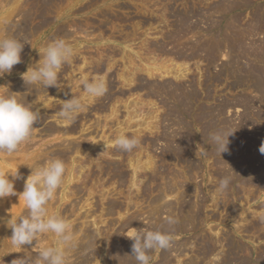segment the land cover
<instances>
[{
	"label": "bare ground",
	"instance_id": "1",
	"mask_svg": "<svg viewBox=\"0 0 264 264\" xmlns=\"http://www.w3.org/2000/svg\"><path fill=\"white\" fill-rule=\"evenodd\" d=\"M1 1L5 4H11L12 7L10 5V10L7 12L2 11L4 14L6 12V14L0 19V27H2L4 21L6 22L16 14L15 12L17 11L20 0ZM49 4V0H33L30 11L27 10L28 12L22 11L19 13L21 20L14 27V32L12 31L10 37H15L26 43L27 38L23 37L22 34L32 30L33 26H31V20L38 19L41 25H47V23H44L46 20L44 19L43 10L47 9L46 7ZM163 8H165V12H163L164 15L162 18L165 22H168L169 17L174 18V24L170 25L173 30L164 35L161 40H153L152 42L145 43L149 52L154 53V55L159 58L161 57L159 60L161 63L158 62L160 63L158 64L156 60L152 62L154 59L149 58L151 62L148 64L145 63L146 59L143 62V58L145 57L141 59L137 52L132 51L129 53L126 49L121 51V53L118 51L120 53L121 64L123 63L121 72H116L115 76L106 73L101 78L104 80L107 89L102 97L107 102H111L115 98L114 102L112 101L111 104L108 103L110 105L107 109L109 115H105L103 119L106 118L107 121L109 118H111V120L109 119L110 121L116 119L119 127H115H118L120 130L119 132L117 131V134L111 133L113 130H109L110 134L107 135L105 132L107 124H100L99 119L97 126L100 129L102 128L101 137V133H98L99 139L103 138V141L101 140L103 142L102 145L105 146V143L112 144L116 135L125 133V130L132 129L137 125L134 119L140 117V114L138 115L137 113L138 111L136 112L140 104L143 105H141L142 107H144V105L148 107L151 106L150 104H154L153 98L162 97V102L165 101L164 107L166 108H164L163 117L160 115L162 117V122L164 121L165 123V121L173 120L176 126H178V130L170 134L168 132L169 128L166 125H154L155 111L152 107L151 113H147V118L145 117V119H149L148 122L141 125H145V127L143 126V130L153 132L154 130L152 128H155L159 131V136L157 137L158 142L164 141L166 144L163 157L165 159H173V161H175L174 166L176 165L175 167L180 168H176L177 170L172 172L162 166L157 167L153 165L154 161H152V156L149 155L151 153H148L146 159H144L146 162L143 164L142 157H140L143 152L137 157L135 154H132L135 155L133 157L131 154L129 156L127 152L113 149L111 145H109L111 149H107V156L118 155L121 157L122 161L120 160V164H115L112 161H106L103 160L104 158L102 159L100 157L97 159L100 161V163L98 162L99 166L97 165L100 173H104L103 175L113 174V176L118 178H116L117 180H120L118 182L122 181L120 184H123V186L124 183H126V185L127 183H131L128 186L131 185L130 188H133L135 194L132 195L130 192L126 197L123 196L124 199L119 200L112 198L111 201L109 200V196L106 195L107 193L102 191L99 201L100 206L96 209L94 208L97 202L95 206L93 204L94 207H90L91 202L89 203L87 198L89 199L92 196H96L97 193L93 191L96 190L93 188L95 183H91L93 185L88 187L90 181H85L84 178L82 180L83 175L82 173L79 174L85 170L84 166L81 167L82 171H76L79 172L77 174L75 172L76 167L74 168V165L71 164L72 167L66 166V174L62 188L58 190L56 197L46 206L48 214L58 215L66 220L74 216V220L79 221L74 222L73 220L70 222L76 238L77 247L68 252V264H136L135 259L130 256L134 241L127 237V234L130 233L132 235L136 233V231L146 227L143 224V213L133 209L138 207L140 202L148 203V210L146 212L147 217L150 218L148 221V230L160 229L162 231H170L172 235L192 233L189 240L176 243L167 251L156 250L150 252L151 261H156L154 264H264V252H261V255L257 253L256 259L250 258L252 257L250 249L245 245L243 246L241 241L239 242L237 240L236 236L243 229L247 234L259 233L258 236L250 234L256 236L257 239L262 240L264 238V231H258L260 227H264V214L260 217V220L254 221L253 217V219L251 218L253 221H249L247 214L237 203L238 201L240 203L241 198L245 197L244 195L246 194H249L248 197H252L255 193L256 195L260 194L257 192H264V154H261L259 151L261 144L264 143V137L258 138L259 132H264V1L206 0V3L199 7L196 5H186L182 11H176L168 5H165ZM244 12H247L246 16L243 15ZM201 22L205 23V29H202L200 25ZM7 31L6 27L0 29V39L4 37L3 34ZM58 35L63 37L66 34L63 31H58ZM197 35H203L206 38L197 39ZM189 36L196 38L191 40L188 39ZM182 40L184 41L182 42ZM27 49L26 43L21 53L22 59L27 57ZM108 54L111 55V58H116L117 55L116 50H110ZM148 55L146 57H148ZM154 55H152V57ZM220 57L226 58L221 64L220 69L215 73L212 70L217 66ZM111 58L107 62V66L110 69L112 68ZM196 60L202 61V65L205 66V72H203V70L200 69V65H198L197 70L200 75L197 78L191 74V70H189L187 65ZM74 63H76L75 65L82 63L81 66H77V71L71 69V75H73L74 72L80 74V76H77L80 78L82 77L81 82H83V80H88L87 77L92 73L96 74L94 78H98L97 76L101 74L98 65L87 63L84 58L81 59V57L73 56L70 63L71 67ZM17 68L18 64L13 67L11 73H14ZM20 69L24 70V67H20ZM69 70L70 69H68V72ZM168 77H172L173 80H169L170 78ZM58 81L59 85L62 84L61 78H58ZM65 83L68 84V80L67 82L65 81ZM117 83L122 87H128V89H119V91L115 92L114 90L118 86ZM60 87L64 86L60 85ZM11 89L18 93V100L33 107L34 110L37 111L41 107H43V109L48 107V103L50 105V101L63 92H60V90L57 91V87H49L46 89L43 86H27L25 82L13 83L11 84ZM80 89L82 91L78 92V97H84L83 87ZM73 91L71 90V92ZM143 91L146 92V100L141 99L138 95V93ZM220 92H227L226 94H231L232 98L220 99L221 97L223 98V95H219L221 94ZM134 96H138V98L136 100H131ZM95 100H99V98L92 100L85 98V101H89V105ZM202 100H204V105L197 108L196 103ZM236 106L241 108L242 111L237 118L238 121L234 122L233 119H230L225 113L229 108ZM146 107H144V109ZM52 108L51 110L53 111ZM121 108L126 111L125 113L122 109L126 114L125 120L124 118L122 119L123 121L119 118ZM56 110H58V108ZM105 110L106 109H104V111ZM40 114L41 112L39 115ZM41 120L43 121V119L39 117L36 125L42 122ZM117 121L115 122L117 123ZM114 125L116 124H113L111 127ZM139 125L140 124H138V126ZM141 125L139 126L140 129ZM111 127L109 126L110 129L114 128ZM195 128L201 131L200 137L196 139H194L193 133L191 132ZM221 128H231L235 131L229 139L235 137V135H240V138L235 141L234 144H229V151L223 153L222 156L214 150V146L209 138L210 133ZM47 132L51 136L53 134L59 136L62 134L63 136L75 134L77 133V129L72 127L58 129V127L56 128L53 126L50 127ZM138 139L140 140V144H143V138L139 136ZM86 141L91 144L88 145L91 147L97 142L95 138L92 137ZM194 141L201 144L202 149L207 151L203 153L205 156L202 154L197 155V152L201 149L198 145H195L196 149L193 154V149L195 148L193 146ZM148 142L147 145H149V147H154V140ZM30 144L31 143H29V145ZM46 144L47 143H45V145ZM32 147H34V145ZM37 147L38 146H36V148ZM43 147L44 146H42V148ZM88 148L90 147H87V149ZM85 149L83 148V152ZM61 150L62 149L47 151L46 149L42 150V152L37 150L40 154H36V152L35 155L27 154V152L25 155L22 153L20 154V150L19 157L21 158L14 157L16 159L18 158L16 162L14 161L15 159L12 160L17 164L24 165L18 170V174L22 178L15 179L10 175V179L15 180L17 193L23 192L24 182L28 176L31 175V168L36 169L44 165L46 162L44 157L46 159L59 158L63 161L66 160V155ZM71 153H76V155L81 154L82 146H76ZM85 156L87 157V155ZM125 156L129 160H126L127 163L129 162V165L127 164L128 167L130 166L134 170H132V178H128L129 173L127 174L122 168L125 163H123ZM197 156L198 158L196 159ZM1 158L3 157L0 154V172L9 173L6 166L1 161ZM207 158L213 160L212 162L210 161L212 166H208L209 162L207 163ZM89 161H91V159ZM92 163L93 158L89 164L87 163V166L90 165L88 167L90 172L86 167L90 175L94 174L93 169H91L92 167L94 168ZM141 170L143 171L141 172ZM210 171H212L211 174L215 176V180H213L215 182L214 191L223 176H231L232 183L226 192L220 193L215 191L216 195H214V193L212 195L211 190H207L208 184H200L201 182L192 183L194 179L198 178L197 176L200 175L206 179ZM139 177H144L145 181L139 179ZM138 179L143 183H138ZM158 180H160L161 183L158 184ZM211 181L210 179V182ZM239 188L242 190L243 195H241ZM123 190L124 189H122V191ZM85 193H87V198L85 197ZM248 197L246 196V199ZM92 199L94 200L93 197ZM254 199L255 198H253V200ZM83 200L85 203H82ZM69 202L70 204H68ZM244 202L242 201L240 203L241 206L244 205ZM219 204L223 205V208L225 207L226 214L228 218L230 217L228 221L230 220L229 223L232 227L231 229L228 227L229 230L223 228L222 230L224 231L222 233L221 231L217 232L218 230H212L211 227L212 233L208 231L210 229L208 228L207 231L210 233L208 234L206 231L208 221L213 220L217 222L225 220L226 222L227 216L225 215L226 218H224V213H221L224 209L220 210L221 206ZM85 206L90 208L89 210L87 209L88 211L85 209L86 212H84ZM212 206H214V208ZM211 207L214 210L212 213L208 214ZM99 210L101 211L100 215H97ZM25 213L24 202L22 200L19 202L18 195L0 198V218L7 219L10 214L19 218ZM168 216L177 218L178 223L169 227L166 224ZM3 219H0V264H12L14 259L24 256L35 259L36 253L38 252V249H33L35 242L33 245H25L23 249L12 247L8 240L12 235V230L3 222ZM250 235L249 237L253 238V236ZM53 240L54 237L50 234L45 235L41 237V244L42 246L51 245ZM262 248L264 249V246ZM188 249H190L189 251L193 254H191L190 258L187 257L188 253H190L187 252ZM245 253H249L250 256ZM183 257H187V259L185 260Z\"/></svg>",
	"mask_w": 264,
	"mask_h": 264
},
{
	"label": "rangeland",
	"instance_id": "2",
	"mask_svg": "<svg viewBox=\"0 0 264 264\" xmlns=\"http://www.w3.org/2000/svg\"><path fill=\"white\" fill-rule=\"evenodd\" d=\"M261 1H264V0H261ZM49 2H50V4L46 7L47 9L43 10V13L45 16L44 19L46 20V22H44V23H47V25H45V24L41 25L38 19H33V20H31V26H33L32 30H29V31H27V33L22 34L23 37L27 38V40H26L27 48H28L26 51L27 57L22 59V62L18 64V68L16 69V71L14 73H11V72L5 73L3 76H0V95H9L10 94V95L16 96V98H18V93L11 89V84L23 83L24 81L22 79L21 74L26 72L31 65L34 66L41 59L40 58L41 55H40L39 51H41V53H42L48 44H50L52 41H54L56 39H61V38L64 39L67 43H69L74 48V55L73 56L81 57V59L84 58L87 61V63H93L94 65H98V67L100 68L99 70L101 71V74H99V76H97L98 78H101L106 73H108L109 75L112 74L111 76H115L116 72H118V71L121 72V69L123 68L122 67L123 63L121 64L119 54L124 49H126V51L129 53L132 51L137 52L139 54V56L141 57V59L143 57H145V58H143V62L146 59L145 63L150 64L149 62H151V59H154L152 62H154L156 60L157 63L158 62L161 63V61H159L161 59V57L159 58L158 56H155L154 53L149 52L147 50V45H145V43L146 42H152L153 40H161L164 35L168 34L169 32H171V30H173L172 26H170V25L174 24V22H173L174 18L169 17L168 18L169 23L167 21L165 22L164 19L162 18V16L164 15L163 12H165L164 11L165 8H163V7H165V5H168L176 11L177 10L182 11L186 5H196L197 7H199L201 5H204L206 3V0H49ZM10 5L5 4L3 1L0 0V9H2V10H0V19H2L3 16L6 14V12L10 10ZM32 5H33V0H20V2L18 3L17 11L15 12L16 14L14 16H12L11 18H9L6 22L3 20L4 23H3L2 27H0V29H3V27H6L8 30L7 32H5L3 34V36H4L3 38L10 37L14 27L21 20V16H19V13L22 11H27V10L30 11ZM11 7H12V5H11ZM2 11H6L5 14ZM243 15L246 16L247 12H244ZM44 19H43V21H44ZM204 24L205 23H202V22L200 23V25L202 26V29H205ZM58 31H63L66 35L61 37L58 35ZM196 37H197V39L206 38L203 35H201V36L197 35ZM196 37L189 36L188 39L194 40ZM184 40H187V39H184ZM184 40H182V42ZM110 50H116V54H117L116 58H114V57L111 58V55L108 54V52ZM118 51H120V53ZM147 55H148V57H146ZM152 55H154L155 57L154 56L152 57ZM110 58H111V64H112L111 69L107 66V62L110 60ZM149 58H151V59H149ZM225 58L226 57H220L219 61L217 62L218 63L217 66L215 68H213V70H212L213 72L216 73L217 70L220 69L221 64L223 63ZM148 60H150V61H148ZM70 63H71V61L69 63L64 64L58 73V78H61V80H62V82H61L62 84H60V85H63L66 88L62 87L61 89H57V91L60 90V92L61 91H63V92H61L59 94V96H57L52 101H50L51 106L48 103V107H46L47 109L46 108L43 109V107L38 109V113L41 112L39 117H41V119H43V121L41 120L42 121V122H40L41 124L39 123L38 125H36L33 136L30 139L31 142L30 141L26 142L25 146L23 144L22 145L23 147L21 146L20 149L18 150V152H15L10 157H9V155H6L4 153H0L3 157V158H1V161L6 166L9 173L14 174V173H16V171L19 170V168H22L24 166L23 164L15 163L16 160H18V158H21V157H19L21 153L25 155L27 152V154H31V155L34 154L35 155L36 152H37L36 154H40L39 152H42V150H46V149H47V151L62 149L61 151L64 152L66 155V157H65L66 160H64L65 164L67 162L66 166L68 165L67 167H70V166L72 167V165H74V168L76 167L75 172L78 170H79V172L82 171L81 167L84 166L85 172L83 171L80 173L79 172H76V173L77 174L82 173V175H83L82 180L84 178L85 181H87V180L90 181V184L88 185V187H91L95 183L96 187L94 185L93 188H95L97 191L96 190H93V191H94V193H97V194H96V196H92L95 201L92 199V197H90L91 199L90 198L89 199L92 200L93 202L90 201L86 197L87 193H85V197L87 198L89 203L91 202L90 207H94L96 205V203L98 202L97 205L94 207L96 209L100 206L99 201L101 199L102 191L107 193L106 195L109 196V200H111V201H112V198L119 199V200L124 199V197H126L128 195V193L130 194V192L132 193V195H134L135 193L133 192V188H130L131 185L128 186L131 183H127V185H126V183H124V186H125L124 187L123 184H120V183H122V181L118 182L120 180H117L118 178L113 176V174L103 175L104 173H100L99 168L97 167V165L99 166V163H100V161H98L97 159H99L100 157L102 159L104 158L103 160L112 161L115 164L121 163L120 162V160H121L120 156H118V155L107 156V151L110 150L111 148L108 147L107 148L108 150H106L105 146L102 145V143H103L102 139L103 138L99 139L102 136V128L100 129L97 126V122H99V120H100V124H102V125L107 124L106 130H105L107 135L110 134L109 130H113V131H111V133H114V134H117V131L119 132L120 129L118 128L119 127L118 121L116 119H113L114 121L113 120L110 121L111 118H109L110 120L108 119V121L106 118L103 119L105 117V115H107V116L109 115V112L107 111V109L110 106L109 104H111L112 101L114 102L115 98L111 102H107L103 97H99V100L93 101L91 103V105H89L90 104L89 101H85V104H86L85 109L81 113H79L76 116L75 120L72 121L71 123H63L58 119L59 117L57 115V112L60 111V108H61L60 104H63L65 100L71 99L74 95L75 96L77 95V97H78L79 96L78 92L82 91L80 89V88H82L81 87L82 86V82H81L82 77L81 78L78 77V76H80V74L78 72H76V73L74 72L76 75L74 73H73L74 76L71 75L72 74L71 71L73 69L75 71L77 66H79V65L81 66L82 63H80V64L78 63L77 65H75L76 63H74V65L72 67H71ZM160 63H158V64H160ZM187 65H188L189 70H191V74L196 76V78L199 77V75H200L198 73V70H197L198 65H200V69H202L203 72H205V66L202 65V61L196 60L194 62L187 64ZM20 67H24V70H21ZM68 69H70L69 72H68ZM118 69H120V70H118ZM86 72H89V71H86ZM66 73H68V74H66ZM67 75H71V76H67ZM95 75L96 74L92 73L87 77V79L91 80L94 78ZM64 77H65V79H64ZM69 77H71V78H69ZM168 78H170L169 80H173L172 77H168ZM67 80H68L69 85L67 83H65V81L67 82ZM72 82H74V83H72ZM76 84H77V86H76ZM117 85H118L117 88L114 90L115 92L119 91V89L120 90L121 89H124V90L128 89V87H122L118 83H117ZM32 86L36 87L38 85H32ZM71 88H73L74 91ZM78 88H79V91H78ZM71 90L74 93L71 92ZM76 90H77V92H76ZM70 92H71V94H74V95H71ZM220 93L221 94H219V95H221V96L223 95V98L221 97L220 99L232 98L231 94H226L227 92H223V93L220 92ZM138 95L141 97V99H145V100L147 99L146 92H144V91L138 93ZM137 98H138V96H134V97H132L131 100H136ZM162 100H163L162 97L153 98L154 104H150L151 106L146 107V105H144V107H146L144 109V107H142L143 105L140 104V106L142 105L141 107L143 109L140 106L137 108L138 110L136 109V112L138 111L137 112L138 115L140 114L139 115L140 117L138 119L136 118L137 120L134 119L135 123L137 125L135 127H133L132 129L125 130L124 132L127 135H135L137 138H139V136H140L143 138L144 142H143V144L142 143L139 144V146L136 149H134L131 153H127V155L130 156V154L131 155L135 154L137 157L138 155L141 154V152H143L140 155V157H142V161L144 164V162H146V161H144V159H146V156L148 155V153H151L149 155L152 156V161H154L153 165H156L157 167L162 166L163 168L171 170L172 172H174L177 169H179L180 167H175L176 165L174 166L175 161H173V159H171V158L165 159L163 157V151L166 148V146H165L166 144L164 141L158 142L157 137L159 136V131L155 128H152L154 130L153 132H151L149 130L146 131V130H143L145 125H143L144 127L141 125V124L148 122L149 119H145V117L147 118V115L151 113L150 111H152V109H151V107H152L153 110L155 111V113H154V116H155L154 125H160V124L166 125L169 128L168 132L170 134H173L174 131L178 130V126H176V124L173 120L165 121V123H164V121L162 122V117H163L162 114L164 115V110L166 109L164 107L165 101L162 102ZM218 100H219V98H218ZM207 103H209V102H207ZM102 105H103V108H102ZM105 105H108V106H105ZM201 105H204V100L196 103L197 108ZM205 106H210V105H205ZM51 108L53 109V111L51 110ZM57 108H58V110H56ZM99 108H101V109H99ZM104 109H106V110L104 111ZM122 109L123 108H121V111H122ZM123 110L125 111V109H123ZM140 110H141V112H140ZM100 111H102V112H100ZM121 111L119 114V118L121 121H123L122 119L124 118V120H125V117H126L125 116L126 111H125V113H124V111H122V113H121ZM241 111H242V109L238 108V106H236L233 108H229L227 110V112L225 113V115L228 116L230 119H233L234 122L235 121L237 122L238 121L237 118H238L239 114L241 113ZM46 112H47V114H46ZM194 112H196V111H194ZM98 117H100V118H98ZM115 121H117V123ZM138 122H140V123H138ZM113 124H116L113 126L114 128L111 127ZM138 124L141 125L142 130L139 128L140 125L138 126ZM53 126L56 128L58 127V129H63V128L66 129V128H70V127L76 128L77 133L72 134V135H63V136H62V134H60L61 136H59L57 134H53L51 136L47 132V130ZM109 126L113 129H110ZM115 126H118V127H115ZM99 129L101 132L99 131ZM94 130H96V131H94ZM191 132L193 133L194 139H196L197 137H200L199 136L201 133L200 129L195 128ZM98 133H101L100 137H99ZM91 137L95 138V141H97L93 144L92 147L88 146L91 144H89L88 141H86L87 139H89ZM262 137H264V132L263 133L259 132L258 138H262ZM239 138H240V135H235V137H232L231 139H229L230 140L229 144H231V145L234 144V142L237 141ZM152 140H154L153 145L154 144L155 145H154V147H149V145H147L149 143L148 141H152ZM29 143H31V144L29 145ZM45 143H47V144L45 145ZM26 144H28V145H26ZM33 145H34V147H32ZM78 145L82 146V153L83 154L82 153L77 154L78 155L77 156L76 153H71V152ZM108 145H111V147L113 149H118L115 146H112L111 143H108ZM195 145L196 146L198 145V147H201L199 152H197V155L202 154L203 156H205V154H203V153H205L206 150L202 149L201 144H198V143H196V141H194L193 146L195 147ZM27 146L29 149L27 148ZM36 146H38V147L36 148ZM42 146H44V147L42 148ZM87 147H90V148L87 149ZM194 147H192V148H194ZM22 148L23 149L25 148V149L23 150ZM31 148H32V150H31ZM83 148L84 149L86 148L84 150V152H83ZM91 148H93V149H91ZM89 149L91 152L89 151ZM148 149H150V150H148ZM195 149H196V147L193 149V154H194ZM19 151H20V154H19ZM146 151H147V153H146ZM71 154H73V155H71ZM85 155H87V157ZM135 155H132V156L134 157ZM4 156H5V158H4ZM23 156H22V158H23ZM102 156H104V157H102ZM126 156L123 159V163L125 162L126 164L124 163V166L122 168L124 171L127 172V174L129 173L128 178H130V177L132 178L131 174L133 175L132 172L134 170L130 166L128 167L129 162L127 163V161H126V160H128L127 159L128 156L127 157ZM144 156H145V158H144ZM6 157H8V158H6ZM14 157H18V158L16 159ZM106 157H108V158H106ZM92 158H93L92 166H94L95 169L93 167L91 168V169H93L94 174L90 175V174H88V170H89L88 167L90 165L87 166V163L89 164V162L92 161ZM197 158H198V156L196 157V159ZM12 159H15L14 160L15 162ZM44 159L46 161H49L50 159H53V158H47L46 159L44 157ZM90 159H91V161H89ZM164 159L167 161H165ZM73 160H75V161H73ZM210 161L212 162L213 160L211 158H207V163L209 162L208 166H210V165L212 166V163ZM172 162H173V164H172ZM86 167L88 168V170ZM142 171L143 170H141V172ZM89 172H90V170H89ZM211 173H212V171H210V174H209L210 177L208 175L206 179L201 177V175L197 176L198 178H195L194 182H192V183H195V182H199V183L201 182L200 184L206 183V185L207 184L209 185V186H207V190H211V194L213 195V193H214V195H216L215 191H214L215 182L213 181V180H215V178H214L215 176ZM114 177H115V180H114ZM139 179L144 180L145 178L139 177ZM139 179H138L139 182L138 181L137 182L141 183L142 181L140 182ZM210 179L214 183L212 181L210 182ZM91 183H93V184H91ZM118 183H119V185H118ZM159 183H161L160 180H158V184ZM212 183H213V185H212ZM104 184H105V186H104ZM103 186H104V189H103ZM122 186H123V188H122ZM126 186H128V187H126ZM122 189H124V190L122 191ZM127 190H129V191H127ZM121 191H122V193H121ZM239 191H240L241 195H243V192L240 188H239ZM245 192H246V190H245ZM261 192H257V193H260L259 195H256V193H255V195L253 194L252 197H248L249 194L247 195L246 193H244L246 195H244L245 197L241 198V201H240V203L242 201L243 202L245 201L243 203L244 204L243 206H241L239 201L237 202L239 204V206L242 207L244 212L247 214L249 221L252 220L253 217H254V219H253L254 221L260 220V217L264 214V209H263V207H264L263 206L264 192H262V193ZM247 193H249V192H247ZM120 195H122V196H120ZM246 196L249 199L251 198L250 199L251 201L248 198H247L248 199L247 200ZM253 198H255V199L253 200ZM242 199H244V200H242ZM84 200L82 203H85ZM87 200H86V202H87ZM68 204H70V202ZM93 204H94V206H93ZM220 204H222V203H220ZM220 206H221L220 210L224 209V211L222 210L221 213H224V216L225 215L227 216L226 222H225V220L217 221L218 223L216 221H213V220L208 221L206 231L208 230V228H210L208 230L210 233H212V230H215V231L218 230L217 232L221 231V233H222L224 231V230H222L223 228L224 229L226 228L227 230H229L228 227H230V229L232 227L229 223L230 220L228 221V219L230 217L228 218V215L226 214L227 212H226L225 207L223 208L222 207L223 205H220ZM212 207L214 208V206H212ZM212 207L209 209L208 214L213 212L214 209ZM85 209L89 210L90 208L85 206L84 212H86ZM133 209H135V211L139 210L140 212L143 213V216H142L143 224L146 226L144 228H145V230H148V228H149L148 227V221L150 220V218H148L146 215V212L148 210V203L140 202V204H138V207L133 208ZM100 212H101L100 210L98 211V213L96 212L97 215H100ZM226 216L224 218H226ZM74 218H75L74 216L72 218L70 217L71 220L68 219L69 221L68 220L67 221L70 223L71 221L74 220ZM240 218H238V219H240ZM256 218H258V219H256ZM75 221L79 222L78 220H74V222ZM228 223H229V225H228ZM237 224H238V222H237ZM211 227H212V230H211ZM215 231H213V232H215ZM258 231H264V227L263 226L260 227ZM209 232H208V234H210ZM242 234L245 236H243ZM246 234H247V232H244V230L242 229L241 232L236 235L237 240L239 242L241 241V244L243 246L245 245V246H247V248L250 249V253L252 256L250 258L256 259L257 255H258L257 253H259V255H261L262 254L261 252H264V249L262 248L264 246V238L262 240L257 239L256 236H258L259 233L258 234L248 233L247 234L248 236ZM250 234H253L256 236H253ZM127 235H131V234L129 233ZM190 235L192 236V233H190V234L184 233L181 235H178V234L172 235L173 240H174V244L180 243V242L181 243L186 242V240H189L191 238ZM249 235L253 236V238L249 237ZM189 250L190 249H188L187 252H190ZM189 254H190V256H189ZM191 254H192V252L188 253L187 257L190 258ZM245 254L249 255V253H245ZM254 255H255V257H254ZM187 257L186 258L183 257V258H185V260H186ZM155 262H156L155 260H152V261H150V264H154Z\"/></svg>",
	"mask_w": 264,
	"mask_h": 264
},
{
	"label": "clouds",
	"instance_id": "3",
	"mask_svg": "<svg viewBox=\"0 0 264 264\" xmlns=\"http://www.w3.org/2000/svg\"><path fill=\"white\" fill-rule=\"evenodd\" d=\"M25 42L15 37L0 39V76L10 73L13 67L22 62V51ZM41 59L21 74L27 86L38 85L48 89L60 87L58 73L62 66L69 63L74 55V48L64 39H56L39 51ZM84 97L73 96L65 100L58 113L59 120L71 123L85 107V98L92 100L102 97L107 89L102 78L83 80ZM39 113L33 107L21 102L13 95H0V153L13 155L19 148L29 142L33 136ZM235 131L231 128H221L210 133V140L214 150L222 156L229 151V137ZM140 144L135 135L120 133L115 136L112 145L122 152L131 153ZM109 147L105 143V148ZM259 151L264 154V143ZM31 168V167H30ZM32 169L31 175L24 182V190L17 193L15 179L22 178L18 171L14 174L0 172V198L18 195L19 202H24L26 213L19 218L11 215L3 222L12 230L8 240L14 248L23 249L25 245H33L38 249L35 259L24 256L14 259L12 264H68V252L77 247L72 225L58 215H49L47 205L52 201L58 190L62 188L66 174V164L62 159L54 158L46 161L42 167ZM232 183L230 175L223 176L215 191L224 193ZM178 223V219L168 216L166 224L171 227ZM51 235L54 240L51 245L42 246L41 237ZM134 241L131 247V257L136 264H150V252L156 250L167 251L174 245L170 231L139 230L127 235Z\"/></svg>",
	"mask_w": 264,
	"mask_h": 264
}]
</instances>
